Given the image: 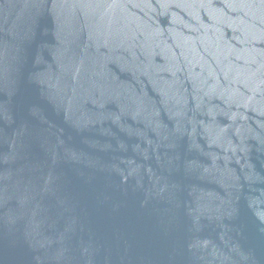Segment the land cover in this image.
I'll use <instances>...</instances> for the list:
<instances>
[{
	"label": "water",
	"instance_id": "obj_1",
	"mask_svg": "<svg viewBox=\"0 0 264 264\" xmlns=\"http://www.w3.org/2000/svg\"><path fill=\"white\" fill-rule=\"evenodd\" d=\"M0 264H264V0H0Z\"/></svg>",
	"mask_w": 264,
	"mask_h": 264
}]
</instances>
